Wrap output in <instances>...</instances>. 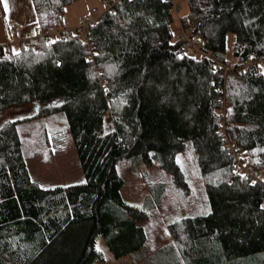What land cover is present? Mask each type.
Instances as JSON below:
<instances>
[{"label":"trees","instance_id":"trees-1","mask_svg":"<svg viewBox=\"0 0 264 264\" xmlns=\"http://www.w3.org/2000/svg\"><path fill=\"white\" fill-rule=\"evenodd\" d=\"M75 1L30 0L38 34L0 47V111L39 107L0 126V264H96L99 241L140 264H264V177L224 148L264 172V0H176L209 58L173 40L163 0H117L85 39L43 41ZM65 133L83 181L40 188L26 162ZM125 167L144 169L141 199Z\"/></svg>","mask_w":264,"mask_h":264},{"label":"rangeland","instance_id":"rangeland-1","mask_svg":"<svg viewBox=\"0 0 264 264\" xmlns=\"http://www.w3.org/2000/svg\"><path fill=\"white\" fill-rule=\"evenodd\" d=\"M2 2L3 0H0V3ZM176 3H178L180 6L179 16L181 17L186 13L185 2L176 1ZM95 10L101 12V0H77L64 9L61 18V24L62 26L67 24V26L72 27L76 24V21L79 18L91 16ZM170 30L173 40L176 39L179 29L175 18H173ZM232 42L233 36L231 34H227V54H229L231 51ZM16 49V47H12V50ZM34 109L35 105L26 106L23 108L10 107L2 110L0 111V126L6 122L29 116L37 112L39 107H37L36 110ZM26 167L30 179L38 184L40 188H51L58 185L69 186L81 183L83 181L75 151L67 133L60 135L51 142V158L47 163H42L40 158L36 156L26 162ZM143 170L144 169L141 167H136L131 171L127 170V167H125L122 170L125 180L124 195L129 200H134L135 197H137V199H141L145 193L143 189L144 182L138 178V174ZM263 177L264 172L258 173L259 179H263ZM96 248L101 252L103 257V260L96 264H132L135 262L136 255H127L118 259L113 258L111 254L107 252L101 241L97 242Z\"/></svg>","mask_w":264,"mask_h":264},{"label":"built area","instance_id":"built-area-1","mask_svg":"<svg viewBox=\"0 0 264 264\" xmlns=\"http://www.w3.org/2000/svg\"><path fill=\"white\" fill-rule=\"evenodd\" d=\"M117 1V0H116ZM116 1H112V0H103L101 1V12L98 11H93L92 16L90 17H81L76 21V24L72 27H69L67 25H57V26H53L50 27L49 29H47L44 33L39 34V37H41V39L43 41H50V40H57L59 38H61V36L65 33H71L73 35H79L82 38H86V34L88 32L89 27L92 25L93 22H95V20L98 18V16L103 13V12H109L112 13L113 12V7ZM163 1H168L170 4V10L171 13L173 14V18H175L177 25H178V29H179V40H180V44L184 45V48L187 52L192 53L193 55L196 56H200V57H205V58H209L210 54H206L204 52H202L201 48L204 44H206V41H201L199 39L193 40L191 37L188 36V32L183 29L180 25L179 19V4L176 3V0H163ZM260 65L262 67H264V61L260 62ZM221 67H223V69L226 71L230 68L229 65H220ZM260 71V67H257L255 69V73H258ZM223 132V130H222ZM225 149H229L230 153H232L233 155V160H234V167H233V171L235 172L236 175H241L244 177H247L249 179H251L252 181H256L259 180L256 171L245 165L243 158L238 155V153H234L229 146H225ZM263 203H264V197L262 199Z\"/></svg>","mask_w":264,"mask_h":264},{"label":"crops","instance_id":"crops-1","mask_svg":"<svg viewBox=\"0 0 264 264\" xmlns=\"http://www.w3.org/2000/svg\"><path fill=\"white\" fill-rule=\"evenodd\" d=\"M37 34L38 30L30 0H3L0 3V47L17 48L20 43L35 37ZM59 186L64 187L66 185ZM140 263L134 262L132 264Z\"/></svg>","mask_w":264,"mask_h":264},{"label":"water","instance_id":"water-1","mask_svg":"<svg viewBox=\"0 0 264 264\" xmlns=\"http://www.w3.org/2000/svg\"><path fill=\"white\" fill-rule=\"evenodd\" d=\"M36 108H37V107H35V109H34V110H36Z\"/></svg>","mask_w":264,"mask_h":264}]
</instances>
